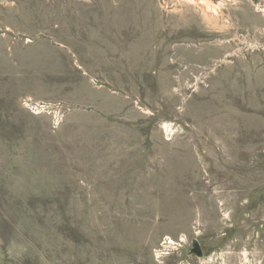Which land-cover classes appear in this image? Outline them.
Instances as JSON below:
<instances>
[{
	"label": "rangeland",
	"instance_id": "374dc122",
	"mask_svg": "<svg viewBox=\"0 0 264 264\" xmlns=\"http://www.w3.org/2000/svg\"><path fill=\"white\" fill-rule=\"evenodd\" d=\"M0 264H264V0H0Z\"/></svg>",
	"mask_w": 264,
	"mask_h": 264
},
{
	"label": "water",
	"instance_id": "95a60500",
	"mask_svg": "<svg viewBox=\"0 0 264 264\" xmlns=\"http://www.w3.org/2000/svg\"><path fill=\"white\" fill-rule=\"evenodd\" d=\"M191 250L198 257H200L201 254H202L199 242L196 239L192 240V248H191Z\"/></svg>",
	"mask_w": 264,
	"mask_h": 264
},
{
	"label": "bare ground",
	"instance_id": "6f19581e",
	"mask_svg": "<svg viewBox=\"0 0 264 264\" xmlns=\"http://www.w3.org/2000/svg\"><path fill=\"white\" fill-rule=\"evenodd\" d=\"M208 5H210V4H208ZM208 5H207V6H208Z\"/></svg>",
	"mask_w": 264,
	"mask_h": 264
}]
</instances>
